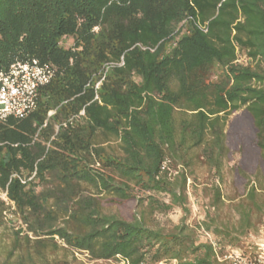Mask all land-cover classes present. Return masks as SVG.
Here are the masks:
<instances>
[{
	"label": "trees",
	"instance_id": "trees-1",
	"mask_svg": "<svg viewBox=\"0 0 264 264\" xmlns=\"http://www.w3.org/2000/svg\"><path fill=\"white\" fill-rule=\"evenodd\" d=\"M29 59L56 75L34 112L0 124L13 204L0 198V264H223L227 247L258 250L234 234L264 211V0H0V70ZM234 153L246 194L238 227L201 224L215 248L187 223L189 182L207 168L218 208ZM174 208L180 224L155 222Z\"/></svg>",
	"mask_w": 264,
	"mask_h": 264
},
{
	"label": "rangeland",
	"instance_id": "rangeland-1",
	"mask_svg": "<svg viewBox=\"0 0 264 264\" xmlns=\"http://www.w3.org/2000/svg\"><path fill=\"white\" fill-rule=\"evenodd\" d=\"M231 161L227 163L226 166V183L222 185L223 190V203L215 208L212 205V193L208 190L215 177L209 170L205 167L200 166L195 173L194 178L189 182L190 188L189 193V204L190 217L187 219L188 225L197 230L199 240L202 242L217 244L219 239L212 233L208 232L203 228H200L201 224L206 221L213 219L216 221L217 225L226 226H239L240 216L237 210L238 204L245 198V185L246 181L236 172H234L233 167L239 162L240 156L238 153H234L230 159ZM166 202H168L167 197H162ZM261 201V200H260ZM264 202V201H263ZM108 210L113 213L120 212V214L126 218H130L133 206L129 207H111L107 206ZM210 218H209V217ZM252 219V227L247 231H239L234 234L239 240L240 248H249L253 246L258 249L259 246H264V211L259 212L254 209ZM184 218V213L179 208H174L165 214H157L155 217V222L161 227L171 228L175 225L181 223ZM8 228L10 231L18 230L23 228L21 221L15 217H9ZM209 234V236L207 235ZM230 248H226L227 252H230ZM78 262L73 264H124L120 261H91L86 254H76Z\"/></svg>",
	"mask_w": 264,
	"mask_h": 264
},
{
	"label": "built area",
	"instance_id": "built-area-1",
	"mask_svg": "<svg viewBox=\"0 0 264 264\" xmlns=\"http://www.w3.org/2000/svg\"><path fill=\"white\" fill-rule=\"evenodd\" d=\"M201 28L207 31L205 27ZM55 75L51 65L43 64L38 59L16 60L8 68L1 69L0 124H5L11 118L24 119L34 112L40 89L50 84ZM0 198L7 205L12 204L7 192H0ZM213 245L216 248V244ZM219 261L223 264H264V246H259L256 252L249 254L241 249H232L226 255L219 256Z\"/></svg>",
	"mask_w": 264,
	"mask_h": 264
}]
</instances>
